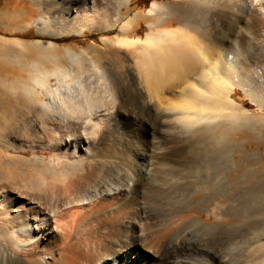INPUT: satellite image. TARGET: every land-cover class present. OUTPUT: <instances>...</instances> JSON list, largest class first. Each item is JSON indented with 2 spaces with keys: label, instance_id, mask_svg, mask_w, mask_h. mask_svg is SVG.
Wrapping results in <instances>:
<instances>
[{
  "label": "bare ground",
  "instance_id": "bare-ground-1",
  "mask_svg": "<svg viewBox=\"0 0 264 264\" xmlns=\"http://www.w3.org/2000/svg\"><path fill=\"white\" fill-rule=\"evenodd\" d=\"M188 1L200 21L181 24L170 17L168 3H151L144 18L141 11L129 16V0H5L1 18L36 14L78 33L117 27L100 43L127 49L133 58L125 67L96 66L71 85L63 82L67 74L52 71L63 88H50L38 75L32 83L48 96L44 102L18 76L8 80L0 66L4 119L12 122L31 110L40 115L37 131L21 127L43 135L45 146L61 159L48 169L72 173L64 172L74 175L75 190L81 189V195L62 202L59 195L53 203L12 191L0 197V264H169L175 262L170 258L200 245L198 234L208 230L245 243L239 256L225 259L210 249L209 260L187 257L182 264H264V152L252 153L246 132L235 130L247 118L231 98L239 88L264 106V95L248 73L257 66L256 55H264V0ZM30 4L45 5L46 12ZM139 21L149 28L144 38L133 35ZM242 52L246 61L236 57ZM18 99L25 100L23 106L14 105ZM247 179L251 182L244 186ZM54 180L42 186L51 188ZM47 189L41 190L48 195ZM154 194L182 200L166 214L150 212L143 200ZM85 199L91 202L78 223H65L59 230L61 245L51 246L58 233L52 222L59 215L51 214L52 221L48 212L61 213L67 204ZM233 221L236 225L230 226ZM43 251L48 262L40 256Z\"/></svg>",
  "mask_w": 264,
  "mask_h": 264
},
{
  "label": "rangeland",
  "instance_id": "rangeland-1",
  "mask_svg": "<svg viewBox=\"0 0 264 264\" xmlns=\"http://www.w3.org/2000/svg\"><path fill=\"white\" fill-rule=\"evenodd\" d=\"M4 2L5 0H0V10L2 9ZM13 2H15V0H13ZM153 2H157L158 4L168 3L167 4L169 6L168 13H170V17L171 16L175 17L180 23L182 22L181 24H184L183 22L200 21L198 20L199 17L197 16V14L193 12V6L191 5V2H189L188 0L182 1V2L176 1V0H129V2L127 3V6H129L132 9L129 12V16H133V14L136 13L137 11H141L145 18L147 10L150 8L151 3ZM46 8L47 7L45 5H39L37 7V5L30 4V9L34 11L38 10L40 11V13H43L44 11L46 12L45 10ZM62 27L63 26L61 25L60 22L56 20L40 19L39 15H36V14L35 15L32 14L31 16L23 20L21 19L18 20V18L10 19L7 17L5 18L0 17V66H1V69H4L5 73L8 74L9 76L8 80L10 81L15 80L16 76H18L19 80L22 83L24 84L27 83L28 85H31L33 89L36 91V93L37 92L40 93L41 92L40 88L37 87L36 85H33L32 83V79L38 75L43 77V79L45 80V82L48 84L50 88L56 89V88H63L64 83L66 85L67 84L71 85L72 82L74 81V78L84 77L85 74L91 71H94V69H97V68L101 69V68L107 67L109 63H114V64H117L118 66H124V67L127 65H130L129 60L133 58L132 53L130 51H128L127 49L117 48L114 46L103 47V45L100 43L101 36H106V35L111 36L115 34L117 31L116 30L117 27H114L113 29H109L107 31L99 32V33H96L93 31H86V30L79 31V33L74 32V31L67 32L64 27L63 28L65 31H63ZM171 27L175 28L174 25ZM136 29L137 31L134 32L133 35L140 36L142 38H144L145 34L149 31L148 25L144 21H139L136 25ZM88 35H90V37H88ZM68 36H72L75 38L71 39L68 42H61V43H54V42L43 39V38H49V37L50 38H61V37H68ZM49 42H51L52 44L50 45ZM246 55H245V52H242L241 54L236 55V57L237 58L239 57L238 59L240 61H246V57H247ZM256 57H257L256 58L257 66L249 67L250 69L248 68L249 69L248 73H249V76L251 75V79L254 78V81L252 82V84L253 85L255 84V87L257 86L256 90L259 89V93L260 94L262 93V95H264V55L259 53L256 55ZM89 63L90 64L92 63V65L94 64L93 68L91 67V68L86 69ZM54 70H61L63 73L67 74V76L65 77L63 81L64 83L57 82V78L51 74V72ZM40 94H38L37 96L41 99L42 102L48 101V96L43 95V94L40 95ZM244 95L245 94L243 91H241V89L236 88L234 92L232 93L231 98L234 99L235 104L239 108H241V110L244 111L243 112L244 115L245 114L247 115V113H249L250 115L253 114L251 115V117L252 116L253 117L252 118L249 117L250 119H248L247 117L248 115L247 116L245 115L244 118L245 119L247 118V119L241 121V123L244 121L246 123L241 124L239 122V125L241 124L242 126L239 127V125H237L238 128H235V130H244L248 136V139H250V141L253 142V146H249L247 147V149L251 150L252 153L254 152L257 154H262L264 152V106L254 103L248 98V96L245 97ZM18 100L19 101H16V102L14 101V105L23 106L25 100L24 99H18ZM4 114L8 115L5 112L3 113L0 109V157H1L0 158L1 159L0 160V172H1V175L7 176V178H4V179L0 176V197L1 199L2 197L3 198L6 197V195L10 191L17 192V193L20 192V194L22 195L26 194V196L28 195L27 196L28 198H32V199L36 198L35 200L39 202L41 201L40 203H47L48 201L49 202L51 201L53 203L54 201H56V199L59 198V195H60V198L58 200H61V202L63 200L64 201H67L68 199L71 200L72 197L79 196V194L81 193V189L75 190L77 182H75V180L73 179L74 175L70 177L65 175V173L66 174L68 173V175L69 174L72 175V173L67 172V171L62 172L61 170L58 171L54 169H48L50 166L54 164H59L61 162V159H59V157H56L52 154V152H54L51 149L52 146L50 147L45 146L47 144V141L45 139H42L43 135L41 136V135L35 134L38 128L34 125V123L37 121V117L40 118L41 116L34 113L31 110V112L28 111L21 115L18 114V117H16V120L11 122V120L8 117L4 119V116H3ZM254 118H256L257 120L256 123L259 122V125H260V126L256 125V128H253L254 125L256 124ZM248 120L250 121L254 120V121L250 122ZM21 121L23 124L20 123ZM253 122H254V125H253ZM22 125L23 126L27 125L26 127L29 126L30 129H32L31 127H34V130H36L35 133L32 131L30 133L29 132L25 133L23 130V127H21ZM250 129L251 130L255 129L252 132L254 133L256 131V133L252 135V132ZM21 131H23V134L19 135L21 134ZM249 135H252L250 137H254V135L260 137V138L254 137L255 139L258 138L259 141L258 142L257 140L255 141L254 138H252L253 139L252 140L251 138H249ZM254 142L255 143L257 142V143L255 144ZM232 154H235V153L232 152ZM40 161H43L42 163L45 162L44 165L42 164L44 167L40 166L41 164ZM45 166L47 167V169ZM52 171H56V172L52 173ZM54 173L55 174L58 173V175H55ZM61 175L63 176L64 181ZM50 176L53 179H51ZM65 176H67L66 177L67 179L65 178ZM39 177L42 178V179L40 178L42 182L40 183L41 185L39 184V181H40L38 180ZM48 177L51 180H49ZM55 177L59 181L56 180ZM36 178L37 180L36 182H34ZM68 178L69 179L71 178L72 180L70 179L69 181ZM65 179L68 180L69 182L65 181ZM45 180L46 182L47 181L53 182L54 180V183H53L54 185L52 184L51 188L50 186L49 187L46 186V188L43 187L44 185H46ZM60 180H62L63 183ZM157 181L158 180H156L155 182ZM49 182H47L48 183L47 185L51 184V182L50 183ZM66 182L68 183V185H66ZM250 182L251 181L247 179L244 182L245 183L244 186L245 185L247 186L248 184H250ZM34 183L36 184L38 183L40 185L38 186L39 188ZM57 186L58 187L60 186V187L58 188ZM40 188L42 190L50 188L52 191L50 189H47V190H50L48 191V195H47V192L45 191L43 192ZM51 192L52 194L51 196H49ZM164 195L160 194L159 196L158 194L157 195L154 194L153 196L155 198L148 196L146 197L148 198V200L145 198L143 202L145 203V205H147L146 207L149 209L150 212L153 210V212L156 213L157 211L158 213L161 214V211H162L163 214H166V212L168 213L169 209L172 207L171 205L179 203L182 200L180 199V197H175L174 199L176 200V202L173 198H172L173 200L171 199L170 201V198L164 197ZM52 198L53 200H51ZM88 200L89 199L87 200L85 199L84 201H81V202L78 201V202H72L71 204H67V206L63 207L64 209L60 210L61 213L57 212V210L48 212L49 218L52 221L54 220L53 217L59 215L58 217H56L58 218V221L56 222L57 225L55 221L52 222L55 225V228L57 229L58 233H56L52 237V238L55 237V241L53 245L51 246H54V248H57L61 245V237H60L59 230H62L63 228H65L64 226L66 224L68 226H74V224L76 225V223H78L79 216L83 212H85V208H87L85 206H88L87 204L91 202V201L89 202ZM162 209L164 210V212ZM1 210H2V207L0 211ZM53 212H57V213H53ZM51 214H53L52 215L53 217L51 216ZM251 218L253 219V217L250 215L249 219ZM244 219L246 220V218ZM211 220H214V217ZM150 221H153V220L148 219V223L152 225L153 223L151 222L152 223L151 224ZM233 222L230 226L236 225L237 222L235 221ZM215 233H216L215 230L214 231L208 230L205 232L201 231L198 234L202 238L200 245H195V247L191 248L190 250H187L185 254L184 253L180 255L178 254V255H175L174 258H170L172 259V261H175V262L173 263L170 262L169 264H182V262L184 260L187 261V259H189L188 261L209 260L210 249L215 250L219 255L223 257L225 256V259H234V257L237 258L239 254L241 253L243 247L245 246L244 245L245 243L243 244V242H240L238 240L234 241L230 239L220 238ZM20 237H23V236L20 235ZM248 237L251 238L252 235L250 234L248 235ZM238 243H240L241 246ZM44 248L47 249L48 247L45 246ZM50 249L51 248H49V250ZM46 251L45 252L43 251L40 255L41 258L44 259V262L49 261V258H48L49 254ZM191 257L194 259H192Z\"/></svg>",
  "mask_w": 264,
  "mask_h": 264
},
{
  "label": "trees",
  "instance_id": "trees-1",
  "mask_svg": "<svg viewBox=\"0 0 264 264\" xmlns=\"http://www.w3.org/2000/svg\"><path fill=\"white\" fill-rule=\"evenodd\" d=\"M87 36V35H86ZM88 37H90V35H88ZM75 37H72V36H68V37H61V38H43L47 41H51V42H54V43H61V42H68L70 41L71 39H73Z\"/></svg>",
  "mask_w": 264,
  "mask_h": 264
}]
</instances>
